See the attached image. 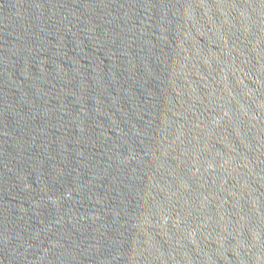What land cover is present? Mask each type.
<instances>
[{
	"label": "water",
	"instance_id": "obj_1",
	"mask_svg": "<svg viewBox=\"0 0 264 264\" xmlns=\"http://www.w3.org/2000/svg\"><path fill=\"white\" fill-rule=\"evenodd\" d=\"M0 264H264V0H0Z\"/></svg>",
	"mask_w": 264,
	"mask_h": 264
}]
</instances>
